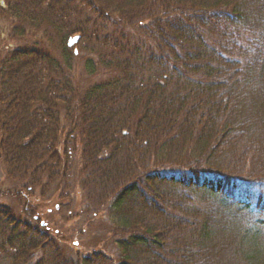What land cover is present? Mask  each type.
I'll use <instances>...</instances> for the list:
<instances>
[{
	"label": "trees",
	"instance_id": "1",
	"mask_svg": "<svg viewBox=\"0 0 264 264\" xmlns=\"http://www.w3.org/2000/svg\"><path fill=\"white\" fill-rule=\"evenodd\" d=\"M9 41L0 264H264V0H0ZM36 192L117 254L67 255Z\"/></svg>",
	"mask_w": 264,
	"mask_h": 264
},
{
	"label": "rangeland",
	"instance_id": "2",
	"mask_svg": "<svg viewBox=\"0 0 264 264\" xmlns=\"http://www.w3.org/2000/svg\"><path fill=\"white\" fill-rule=\"evenodd\" d=\"M14 42H7L3 47L0 48V57L4 54L5 50L16 46ZM58 54V51L54 50ZM74 71L76 76L80 79L84 77V68L81 61L77 60L74 65ZM8 185L11 188L10 182L5 176V171L2 165H0V191L4 190ZM13 187V186H12ZM32 205L38 207L39 213H42V220L48 224L49 227L56 229L59 233V239L61 246L67 255L73 254L75 251L88 253L92 250L105 249L108 253L116 255V249L113 241L104 235L108 230L107 220L101 219L100 222L94 223V227L86 230L82 229L85 225L86 220L81 217L76 218V201L71 205V213L73 217H69L66 210L60 211L59 207L55 211L54 206L57 207L58 198L55 196L50 200L47 198H40L37 192L27 198ZM0 203L7 205L8 207L15 206L16 213L19 214L17 205L12 200L7 198L0 199ZM48 212V213H47ZM44 222H41L44 225ZM80 230H83L79 233ZM103 249V250H104Z\"/></svg>",
	"mask_w": 264,
	"mask_h": 264
},
{
	"label": "water",
	"instance_id": "3",
	"mask_svg": "<svg viewBox=\"0 0 264 264\" xmlns=\"http://www.w3.org/2000/svg\"><path fill=\"white\" fill-rule=\"evenodd\" d=\"M78 40H79V36H75V37L69 39L67 42V46L69 48L74 46L78 42ZM75 54H77V50H75Z\"/></svg>",
	"mask_w": 264,
	"mask_h": 264
}]
</instances>
